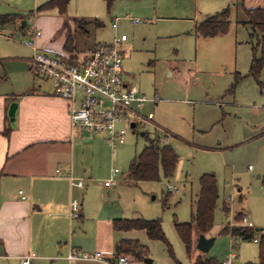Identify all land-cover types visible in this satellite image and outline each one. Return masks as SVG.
<instances>
[{
  "label": "rangeland",
  "instance_id": "obj_1",
  "mask_svg": "<svg viewBox=\"0 0 264 264\" xmlns=\"http://www.w3.org/2000/svg\"><path fill=\"white\" fill-rule=\"evenodd\" d=\"M46 1L0 0V14L21 16L13 27H0V91L40 82L44 87L51 86L49 80L31 74L27 62L33 53L29 41L33 40L35 26L42 33L36 42H52L64 28L57 9L36 11ZM240 4L241 0H115L108 9L104 0H68L63 14L68 19L88 22L83 25L85 33L77 31L72 38L79 57L96 42L126 34L128 41L123 48L127 53L122 66L132 76L125 78L155 102H146L143 108L145 114L152 113V122L139 124L134 131L128 129L124 143L114 149L106 145V150L99 152L92 174L90 212L98 215V203L107 200L112 217L160 218L180 264H194L197 257L223 264L230 252L236 255L232 264L258 261V243L253 237L238 239L229 232L221 233L224 227L230 230L233 225L243 226L244 217L254 224V230L264 229V85L248 73L257 36L250 35L252 30L245 23ZM224 8L230 9L228 32L198 36L196 25ZM131 19H139L140 23L133 24ZM98 20L101 26L95 24ZM115 21L117 28L113 29L111 23ZM67 33L62 31L52 42L51 53L62 51ZM187 69L191 74L196 69L191 79L178 73ZM258 79L264 82V68ZM144 133L150 138L158 134L161 143L169 144L178 154L171 177L161 174L159 181L136 183L128 179L131 160L148 143ZM114 168L119 170L116 183L105 189L102 183ZM203 174H213L216 180L213 225L204 234L214 241L207 252L200 251L196 247L200 234L193 230L195 246L188 257L175 232L174 220L191 221ZM168 184L179 187L180 192L167 193ZM73 220L74 226L81 223L79 218ZM85 223L87 229L78 236L89 245L88 251L112 253L116 233H111L109 250H97L96 244L109 241L105 223L96 218H88ZM141 233L157 264L173 263L164 242L150 240L144 231Z\"/></svg>",
  "mask_w": 264,
  "mask_h": 264
},
{
  "label": "crops",
  "instance_id": "obj_2",
  "mask_svg": "<svg viewBox=\"0 0 264 264\" xmlns=\"http://www.w3.org/2000/svg\"><path fill=\"white\" fill-rule=\"evenodd\" d=\"M256 7L264 9V0H241L240 9L243 13L246 9ZM63 16L65 29L58 31L52 40L55 42L62 31H68L62 51L51 53L49 49H52L50 45H54L52 42L40 39L37 44L48 54L79 56L72 40L69 47L64 44L67 37H75L77 31L85 33L83 25L88 22ZM13 24L9 25L13 27ZM95 24L101 26L103 23L98 20ZM127 41L128 37L122 44L123 60L127 53L123 45ZM108 42H96L93 45ZM30 59L27 62L31 72ZM195 70L192 74L189 69L178 70V73L182 78L191 79ZM172 72L169 70V75ZM124 73L127 79L132 76ZM184 82L189 84L188 80L184 79ZM193 84L191 82L190 85ZM50 85L44 87L43 82H40L22 89L0 91V264H21V257L31 253L36 257L30 260V264H101L92 260L69 263L66 258L71 251L90 253L89 245L78 236L83 229H87L85 221L88 218L103 221L104 231L109 236V241L96 244L97 250H109L112 231L116 233V239L112 240L113 251L120 239H137L144 244L143 230H114L112 220L116 218L109 213L107 200L98 203V215L90 212L94 164L99 152L106 150L107 137L104 133L94 132L97 133L94 135L72 127L68 102L54 96L52 83ZM11 103L16 104L13 120L8 115ZM86 140L85 146L83 143ZM69 176L84 178V186H71ZM102 186L110 189L112 185L105 187L102 183ZM20 190L25 198H21ZM73 198L80 203L77 217L81 219L79 226H74V220L69 216ZM150 259L151 264H157L152 257Z\"/></svg>",
  "mask_w": 264,
  "mask_h": 264
},
{
  "label": "built area",
  "instance_id": "obj_3",
  "mask_svg": "<svg viewBox=\"0 0 264 264\" xmlns=\"http://www.w3.org/2000/svg\"><path fill=\"white\" fill-rule=\"evenodd\" d=\"M131 22L138 24L140 20L131 19ZM111 27L117 28L116 21L112 22ZM41 35V31L35 26L33 40L29 41L33 51L30 70L32 74L49 80L53 86V95L68 102V115L72 127L81 128L89 133L106 134L108 145L114 149L116 145L125 142L128 129L134 131L137 125L152 122V113L145 114L143 108L146 102L154 100L147 98L137 86L130 84L125 78L122 67V44L127 40L126 34H115L112 41L87 48L81 57L76 54H48L39 48L35 41ZM131 123L135 124L134 128L131 127ZM118 172L119 170L114 168L103 185L109 187L115 184ZM69 182L73 187L84 186L82 177L69 176ZM166 190L169 193L180 192L179 187L170 184L166 186ZM19 194L21 198H25L21 190ZM79 205L77 199L71 200L69 210L71 218L79 216ZM243 222V227L255 229L254 224L245 217ZM238 239H242L241 236ZM253 241L258 243L257 234ZM35 257L34 253L22 256L21 264H30V260ZM235 257V253L230 252L222 263L232 264ZM66 258L69 263L76 260H92L101 264H138L134 257L114 252L71 251Z\"/></svg>",
  "mask_w": 264,
  "mask_h": 264
},
{
  "label": "trees",
  "instance_id": "obj_4",
  "mask_svg": "<svg viewBox=\"0 0 264 264\" xmlns=\"http://www.w3.org/2000/svg\"><path fill=\"white\" fill-rule=\"evenodd\" d=\"M107 8L110 9L115 0H104ZM68 0H48L37 7L36 11H47L57 9L61 15L65 14ZM246 20L252 33L257 36V45L252 47V58L249 66V75L257 80L260 86L264 82L259 81L258 77L264 68V9L260 7L244 10ZM230 9L224 8L220 12L208 15L200 22L196 31L201 37H214L226 34L230 27ZM19 16L15 14H0V27L14 23ZM98 25V24H97ZM72 36H68L64 46L71 45ZM257 48L260 49V56L257 55ZM237 78V77H236ZM148 141L142 147L137 157L131 160L127 172L128 179L133 182L141 181H159L161 174L165 177H171L177 166L179 156L174 149L166 143H161L159 135L150 138L144 133ZM218 197L216 180L213 174H203L199 179V193L196 200L195 212L189 222H178L174 220V229L180 239L188 257H191L195 240H193V230L200 235L209 232L213 225V213L215 202ZM225 210V209H224ZM112 227L116 231L143 230L150 240L162 241L168 248V253L173 260V264H180L175 259L170 244L167 241L162 230L161 219H120L112 220ZM264 229L254 230L243 226H233L230 230L227 227L222 228L221 233H230L232 237L241 236L242 239H250L258 235V261L246 262L244 264H264ZM262 231V232H261ZM115 254L132 256L138 264H146V259L150 258L149 250L146 245L137 239H120L116 242ZM216 264L212 259L203 260L200 257L195 259L194 264Z\"/></svg>",
  "mask_w": 264,
  "mask_h": 264
},
{
  "label": "water",
  "instance_id": "obj_5",
  "mask_svg": "<svg viewBox=\"0 0 264 264\" xmlns=\"http://www.w3.org/2000/svg\"><path fill=\"white\" fill-rule=\"evenodd\" d=\"M16 108V104L15 103H11L9 106V111H8V115L11 118V120H13V116H14V111ZM135 124L131 123V127L134 128ZM143 135V133H142ZM214 238L210 237V238H206L204 235H200L198 240H197V244L196 247L197 249H199L202 252H207L209 250V248L211 247V245L213 244ZM152 260L150 258L146 259V264H151Z\"/></svg>",
  "mask_w": 264,
  "mask_h": 264
}]
</instances>
